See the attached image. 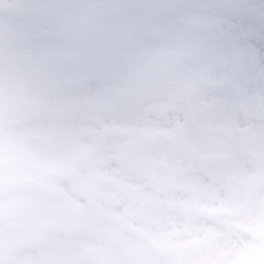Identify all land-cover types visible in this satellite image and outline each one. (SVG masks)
<instances>
[{
  "label": "clouds",
  "instance_id": "1",
  "mask_svg": "<svg viewBox=\"0 0 264 264\" xmlns=\"http://www.w3.org/2000/svg\"><path fill=\"white\" fill-rule=\"evenodd\" d=\"M0 264H264V0H0Z\"/></svg>",
  "mask_w": 264,
  "mask_h": 264
}]
</instances>
